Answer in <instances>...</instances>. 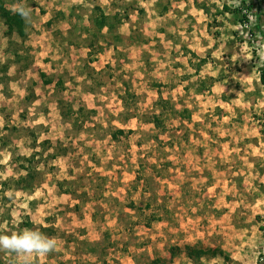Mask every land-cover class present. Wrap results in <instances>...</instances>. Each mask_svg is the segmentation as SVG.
<instances>
[{
	"label": "rangeland",
	"instance_id": "374dc122",
	"mask_svg": "<svg viewBox=\"0 0 264 264\" xmlns=\"http://www.w3.org/2000/svg\"><path fill=\"white\" fill-rule=\"evenodd\" d=\"M3 1L31 22L0 23V234L56 239L30 264H263L264 0Z\"/></svg>",
	"mask_w": 264,
	"mask_h": 264
},
{
	"label": "trees",
	"instance_id": "16d2710c",
	"mask_svg": "<svg viewBox=\"0 0 264 264\" xmlns=\"http://www.w3.org/2000/svg\"><path fill=\"white\" fill-rule=\"evenodd\" d=\"M224 11H228V8L226 6L223 7ZM99 11V9H97ZM236 13H240L239 10H236ZM242 18L245 20V16H242ZM108 17L100 11L99 16H96L92 19V23L94 25V31H101L99 29L106 28L107 34H111L113 30L116 28L111 23L108 22ZM0 23H2L7 30L8 35L10 34H16L20 38L25 37V20L19 15L14 13L12 10L6 8L5 3L3 0H0ZM255 29L264 36V32L260 29V20H259V14L255 15ZM90 32L89 29L86 30L88 32V35L93 36V32ZM258 77H259V83L264 88V64L263 66L258 70ZM43 77V76H42ZM119 134H123L122 131L118 132ZM23 161H26L28 163V166H31L30 158H23ZM28 168V167H27ZM31 173H28L25 177L18 178L14 185L19 190H30L32 188V184L30 183L31 179ZM27 227H29V224H26ZM187 256L190 259H200L203 256H206L208 254L211 255H217L219 252L217 251H206V250H198L195 248L187 247L186 248ZM161 261L159 259L153 260L150 264H159Z\"/></svg>",
	"mask_w": 264,
	"mask_h": 264
},
{
	"label": "clouds",
	"instance_id": "9594fccd",
	"mask_svg": "<svg viewBox=\"0 0 264 264\" xmlns=\"http://www.w3.org/2000/svg\"><path fill=\"white\" fill-rule=\"evenodd\" d=\"M26 22H31V9L18 6L13 9ZM57 241L43 233L25 229L12 234H0V252L21 258V264H30V258L44 257L56 250Z\"/></svg>",
	"mask_w": 264,
	"mask_h": 264
},
{
	"label": "crops",
	"instance_id": "0c3cea01",
	"mask_svg": "<svg viewBox=\"0 0 264 264\" xmlns=\"http://www.w3.org/2000/svg\"><path fill=\"white\" fill-rule=\"evenodd\" d=\"M106 16H107V14H105ZM108 17V16H107ZM105 29V31L107 30L106 28H104ZM258 80H259V77H258ZM263 88V87H262Z\"/></svg>",
	"mask_w": 264,
	"mask_h": 264
},
{
	"label": "water",
	"instance_id": "95a60500",
	"mask_svg": "<svg viewBox=\"0 0 264 264\" xmlns=\"http://www.w3.org/2000/svg\"><path fill=\"white\" fill-rule=\"evenodd\" d=\"M264 264V263H263Z\"/></svg>",
	"mask_w": 264,
	"mask_h": 264
}]
</instances>
